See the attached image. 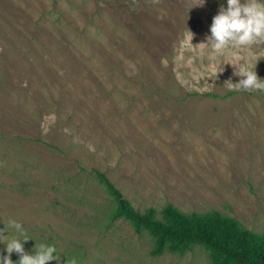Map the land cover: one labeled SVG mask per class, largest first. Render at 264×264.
Masks as SVG:
<instances>
[{
  "label": "rangeland",
  "instance_id": "1",
  "mask_svg": "<svg viewBox=\"0 0 264 264\" xmlns=\"http://www.w3.org/2000/svg\"><path fill=\"white\" fill-rule=\"evenodd\" d=\"M202 2L0 0V255L17 221L25 253L54 246L47 264H210L199 246L151 256L110 219L95 169L142 212L218 211L264 233V95L226 83L264 78V41L213 51L226 0Z\"/></svg>",
  "mask_w": 264,
  "mask_h": 264
},
{
  "label": "trees",
  "instance_id": "2",
  "mask_svg": "<svg viewBox=\"0 0 264 264\" xmlns=\"http://www.w3.org/2000/svg\"><path fill=\"white\" fill-rule=\"evenodd\" d=\"M94 172L114 204L110 219L126 220L136 234L148 235L152 240L151 256L181 255L199 246L207 252L210 264H264V233H255L218 211L188 214L168 203L160 210L148 208L142 212L104 172L98 169Z\"/></svg>",
  "mask_w": 264,
  "mask_h": 264
},
{
  "label": "clouds",
  "instance_id": "3",
  "mask_svg": "<svg viewBox=\"0 0 264 264\" xmlns=\"http://www.w3.org/2000/svg\"><path fill=\"white\" fill-rule=\"evenodd\" d=\"M206 0L201 3L204 4ZM210 35H206V42L211 41V48L215 52H222L229 46L247 47L258 41H264V0H226V7L221 4L218 12L212 17L209 26ZM224 68L222 71L223 72ZM243 78L237 83V90H258L264 92V78H260L252 69L237 71ZM12 226L22 234L6 242V254L0 255V264H13L11 254L20 253L18 264H47L57 259L54 246L40 244L36 246V254L25 253L21 240H28L23 236V229L19 222L10 221ZM3 239V237H0Z\"/></svg>",
  "mask_w": 264,
  "mask_h": 264
}]
</instances>
